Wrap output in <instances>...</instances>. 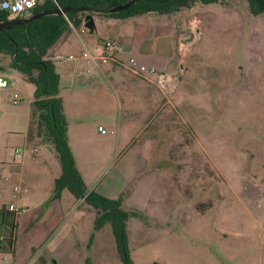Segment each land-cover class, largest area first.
Masks as SVG:
<instances>
[{
	"label": "rangeland",
	"instance_id": "rangeland-1",
	"mask_svg": "<svg viewBox=\"0 0 264 264\" xmlns=\"http://www.w3.org/2000/svg\"><path fill=\"white\" fill-rule=\"evenodd\" d=\"M161 14L175 28L176 53L155 33L153 58L185 65L170 93L119 68L113 80L77 76L72 90L81 96L66 97L72 127L83 117L86 154L102 151L89 185L122 193V206L139 213L127 221L136 264H264V12L227 0ZM82 36L88 47L98 38ZM0 75L16 82L0 88V207L23 195L45 205V170L59 161L36 134L34 86L15 69L0 65ZM78 106L85 113L71 112ZM99 121L105 134L92 132ZM15 147L24 149L22 164L12 161ZM15 186L26 187L19 198ZM90 208L83 202L69 216L73 229L62 235L65 223L35 244L7 217L14 250H1L0 264L14 252L16 264H122L110 225L94 230Z\"/></svg>",
	"mask_w": 264,
	"mask_h": 264
},
{
	"label": "trees",
	"instance_id": "trees-1",
	"mask_svg": "<svg viewBox=\"0 0 264 264\" xmlns=\"http://www.w3.org/2000/svg\"><path fill=\"white\" fill-rule=\"evenodd\" d=\"M61 7L87 6L107 10L126 0H57ZM227 0H139L117 12H95L99 16L127 17L131 15L157 12L172 13L196 2L208 3ZM251 13L264 12V0H247ZM54 7L47 0L36 6L32 12ZM84 11L47 13L27 22L16 23L0 30V65L21 72L24 79L33 84L32 104L37 113L36 134L53 148L59 161L60 173L53 180L52 198L59 197L67 188L77 198L94 209V230L109 224L122 264H136L127 247V221L139 213L122 206V193L116 197L107 196L96 189L87 190L83 176L76 164L68 142V123L63 110L60 76L54 61L46 55L51 46L69 29L82 27ZM8 18V13L0 9V19ZM0 211L12 219L17 215L2 205ZM92 232L91 235H93ZM13 235L0 236V251L14 250ZM155 262H153L154 264Z\"/></svg>",
	"mask_w": 264,
	"mask_h": 264
},
{
	"label": "crops",
	"instance_id": "crops-1",
	"mask_svg": "<svg viewBox=\"0 0 264 264\" xmlns=\"http://www.w3.org/2000/svg\"><path fill=\"white\" fill-rule=\"evenodd\" d=\"M158 14L161 13L146 12L127 17L93 15L96 26L94 32L90 33L87 28L84 27V25L83 28L81 27L79 29H73L70 26L69 29L61 34V36L50 48L49 53L53 52L79 55L84 46H86L91 51L98 50L101 47L102 41L105 39L113 40L116 45V51L114 53L115 60L103 63L100 69H93L92 73L90 74H79V72L83 70V67L86 64V62L82 58H77L76 60H55L62 61L59 65H55V68L60 76V89L62 95L63 110L68 123V142L75 157L76 164L87 186V190L93 189L89 185V182L93 180V177L95 176L94 171L102 160V151L99 150L98 152H96V156L86 154L85 148L87 146V137L84 125H82L83 117L79 116V118H75L76 123H73L72 127L71 120L67 111L68 109L66 97L71 95H78V97L81 96L80 93L82 91L77 93L74 92V94L72 90L77 76H97L100 77V79H105L106 81L108 80V78L112 80L115 79V77H117L116 75L119 68L127 69L126 64L129 58L126 57V54L128 51H130L129 57H134L137 64L142 63L145 65H154L156 67V70L166 72H173L178 67L181 73L185 68L183 62H181V60L179 61V59L177 60L174 55L172 56V59L170 58V55L173 54L174 51H176L175 28L173 27L172 23H165L164 19H162V16H158ZM161 15H168V13H162ZM155 21H158L160 24L156 25ZM100 26L101 28H99L98 30V27ZM83 33H86L88 35L97 33L98 38L91 43L90 47H88L86 40L82 36ZM155 33L156 36H159V38L164 41V48H167L166 51L170 54L169 56H167V58L163 57V59L160 60H155L153 58L155 54L154 51L159 50L158 46L154 43L155 39L151 37V35ZM175 53L176 52H174V54ZM127 71L130 73L129 75L137 76L132 71L130 72L128 69ZM10 73L12 74L13 72ZM152 76L153 75H148L147 77L151 79ZM148 78H146V80H149ZM9 81L11 82L10 85H14L16 83L15 79ZM68 81L70 83V88L69 90H66L65 88ZM70 110L77 115L85 113L84 108L81 106ZM78 120L79 123H77ZM96 124V128H93L92 132L96 135L105 134V131L99 132L98 130V127L102 126L101 122L99 121ZM21 152L22 155L19 159H14L12 153L13 162H18L19 164H22L24 162V149L21 150ZM2 169L5 170V166L3 164L1 165V170ZM59 173L60 165L58 164L57 166L55 165V167H53L52 171L45 170L48 181L46 187L47 196L45 195L46 198H48V203H46L45 205H43L42 203V196L38 199H32L30 195H23L21 198H19L21 190H26V187L21 188L20 186H15V190L18 189V192L15 193V196L19 198V200L17 199V203L14 204L11 201L9 203H2V205H4L5 207L8 206V204L24 207V210L18 213L19 215L17 214L14 217V226L12 227V232L15 231L16 225L18 227H25V229H27L26 233L30 241L34 243L42 240L47 234L50 233L53 228H59L65 223H67L68 225L66 228H64V233L62 235L73 229V225H71L69 216L80 207V204H82L83 201L82 198L77 199L67 188L62 189L59 197H51V193L53 190V180ZM97 191L107 196L115 197V194L105 191V187L104 189H99ZM2 235H7V217L5 216L4 212L0 211V236ZM3 259H5V255H3ZM17 259L18 254L14 252L12 260L9 263L5 262V264H16Z\"/></svg>",
	"mask_w": 264,
	"mask_h": 264
},
{
	"label": "built area",
	"instance_id": "built-area-1",
	"mask_svg": "<svg viewBox=\"0 0 264 264\" xmlns=\"http://www.w3.org/2000/svg\"><path fill=\"white\" fill-rule=\"evenodd\" d=\"M47 0H0V9L5 10L8 13V18H13L20 16L32 11L36 6L43 4ZM54 6L61 8L57 0H49ZM73 29L72 24H69ZM83 28V23H82ZM116 51V45L113 40L105 39L101 43V47L96 51L89 50L86 46L82 48L79 55L74 54H63V53H49L46 56L52 60H63V59H73L82 58L86 64L83 70L79 74H90L93 69H100L102 64L107 61L115 60L114 53ZM126 68L133 73L142 74L145 76L153 75L154 80L160 84L164 89L165 93H170L174 87L177 73L174 72H157L153 65L137 64L134 57H129L126 64ZM11 84L7 77L0 75V88L7 87ZM12 101L18 103L20 101L17 92H13ZM101 132L105 129L102 126L98 127ZM22 152L18 147L13 150V158H21ZM7 208L14 210L15 213H20L24 210L22 206H14L13 204H8Z\"/></svg>",
	"mask_w": 264,
	"mask_h": 264
},
{
	"label": "water",
	"instance_id": "water-1",
	"mask_svg": "<svg viewBox=\"0 0 264 264\" xmlns=\"http://www.w3.org/2000/svg\"><path fill=\"white\" fill-rule=\"evenodd\" d=\"M139 0H126L125 2L115 4L108 8L107 10H100L96 8H91L87 6H71V7H50L46 9L37 10L35 12H29L20 16H16L13 18H6V19H0V30L9 27L10 25L16 24V23H22L27 22L31 19H34L36 17H39L40 15L47 14V13H65L68 11H84L85 14L83 16V25L87 30L92 33L94 32L96 26H95V20H94V13L95 12H101V11H108V12H117L121 9L127 8L128 6L132 5L133 3L137 2Z\"/></svg>",
	"mask_w": 264,
	"mask_h": 264
}]
</instances>
